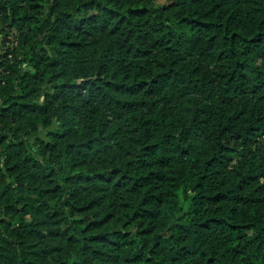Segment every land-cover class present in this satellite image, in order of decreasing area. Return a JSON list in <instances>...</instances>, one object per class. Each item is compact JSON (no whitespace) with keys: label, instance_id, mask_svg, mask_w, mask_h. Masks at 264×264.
I'll use <instances>...</instances> for the list:
<instances>
[{"label":"trees","instance_id":"1","mask_svg":"<svg viewBox=\"0 0 264 264\" xmlns=\"http://www.w3.org/2000/svg\"><path fill=\"white\" fill-rule=\"evenodd\" d=\"M0 264H264V0H0Z\"/></svg>","mask_w":264,"mask_h":264}]
</instances>
